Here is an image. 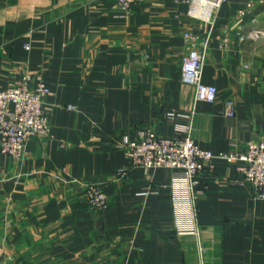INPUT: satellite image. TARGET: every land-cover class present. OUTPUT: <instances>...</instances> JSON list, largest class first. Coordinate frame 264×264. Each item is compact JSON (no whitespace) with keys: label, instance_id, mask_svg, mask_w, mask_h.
<instances>
[{"label":"crops","instance_id":"crops-1","mask_svg":"<svg viewBox=\"0 0 264 264\" xmlns=\"http://www.w3.org/2000/svg\"><path fill=\"white\" fill-rule=\"evenodd\" d=\"M187 8L186 0H145L127 13L117 0H0V88L25 72L42 76L50 122L49 134L27 140L23 159L0 152V264H264V199L237 163L211 161L190 220L182 175L131 167L119 146L140 128L171 137L187 124L215 154L264 140V0H226L212 25ZM251 29L260 35L245 37ZM184 32L197 47L206 42L202 80L216 86L214 102L197 101L180 80ZM87 182L101 185L107 208L87 205ZM190 223L195 232L177 231Z\"/></svg>","mask_w":264,"mask_h":264},{"label":"built area","instance_id":"built-area-1","mask_svg":"<svg viewBox=\"0 0 264 264\" xmlns=\"http://www.w3.org/2000/svg\"><path fill=\"white\" fill-rule=\"evenodd\" d=\"M143 1L145 0H117V3L122 12L127 13L135 3ZM186 2L187 16L212 25L216 12L226 0H186ZM260 33L257 29H251L245 37L256 38ZM183 35L191 43L182 57L180 80L194 87L197 101L214 102L218 96L216 86L202 80L206 42L203 41L201 46L197 47L193 34L184 32ZM48 93L49 88L42 76L33 77L29 72L23 73L14 84L0 88V152L2 154L21 160L26 155V142L29 138L49 134L50 122L43 110L44 99ZM235 112V103L231 99L225 100V114L233 117ZM175 115L174 110L170 111L168 118L173 119ZM182 131V135L164 137L154 128H140L133 137L123 135L119 146L124 149L131 167H141L144 170L152 167H167L182 175L186 189L185 199L189 204L185 215L190 220L195 216L191 208L192 202L197 193L201 192L198 189L201 174L211 166L214 158L237 163V168L243 174V181L254 189L257 197L264 199V140L248 142L241 152L215 154L193 139L189 124L184 125ZM126 173V168L119 169L115 172V178H123ZM84 197L87 205L96 211H101L109 205L105 191L96 182H87L84 185ZM177 231L195 232L196 228L190 223L189 227H179Z\"/></svg>","mask_w":264,"mask_h":264}]
</instances>
